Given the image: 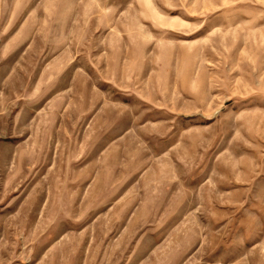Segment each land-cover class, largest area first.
Listing matches in <instances>:
<instances>
[{"label": "rangeland", "instance_id": "obj_1", "mask_svg": "<svg viewBox=\"0 0 264 264\" xmlns=\"http://www.w3.org/2000/svg\"><path fill=\"white\" fill-rule=\"evenodd\" d=\"M0 264H264V0H0Z\"/></svg>", "mask_w": 264, "mask_h": 264}]
</instances>
